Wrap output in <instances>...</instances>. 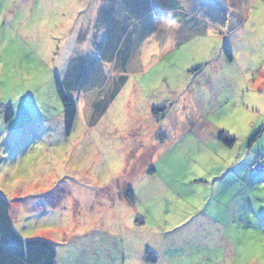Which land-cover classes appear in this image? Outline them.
Instances as JSON below:
<instances>
[{
	"label": "rangeland",
	"instance_id": "rangeland-1",
	"mask_svg": "<svg viewBox=\"0 0 264 264\" xmlns=\"http://www.w3.org/2000/svg\"><path fill=\"white\" fill-rule=\"evenodd\" d=\"M201 1L176 13L164 29L175 45L141 72L104 59L87 26L72 50L87 0H0V124L20 130L0 194L22 236L55 243V264H261L264 0ZM57 83L77 107L68 136Z\"/></svg>",
	"mask_w": 264,
	"mask_h": 264
},
{
	"label": "crops",
	"instance_id": "crops-1",
	"mask_svg": "<svg viewBox=\"0 0 264 264\" xmlns=\"http://www.w3.org/2000/svg\"><path fill=\"white\" fill-rule=\"evenodd\" d=\"M87 2V6L83 7L82 10V12L85 11L82 15L87 16V18L80 21L81 17H75L76 14L75 12L73 13L72 23L73 27L76 29L70 34V39L68 41L72 43V48H74L72 50H78L75 49L77 43L80 45L79 49L85 47L86 41L84 40L81 42L79 39H75V37L77 35V37L80 38L82 28L88 27L87 29L90 30V34L88 30L87 37L91 38L88 40L89 45L93 43L95 50L100 52L104 59L112 60L116 58L121 60L122 64L124 62L123 65L131 62L130 65L137 66V68L130 70L139 69L141 72L154 64V59H159L166 53H169L173 45H175L176 42L173 43L171 37L168 34H164V29H168L169 24L175 22L176 13H185L188 16L192 6L195 10L197 7H200V5H198L199 3L197 4V0H188L186 4L181 0H87ZM201 2H203V0ZM200 4L202 5L203 3ZM208 9L209 3L206 4V10ZM200 17L201 20L204 21V24L207 25L205 21L207 15L203 16L201 13ZM176 21H179L183 28L187 23L181 20ZM184 42L183 40H178L179 44ZM146 65H148V67H146ZM128 69L129 68L126 67L122 68L124 71ZM197 123L191 125L190 132H193V126L198 125ZM216 133L217 131L212 133H202L200 131L197 134L200 136L201 140L206 141L213 139ZM191 136H193V134H191L190 137ZM166 150L167 148L165 147L164 150L161 148L159 150L161 154L156 158H163V154ZM153 155L155 157L157 154L154 153ZM260 160L263 163L264 156L262 159L260 158ZM230 170L231 169L227 170V172H230ZM233 170V172L237 171L235 169ZM156 171L157 170H153V173H156ZM260 172L264 173V168L263 171ZM162 184V187H168L170 183L163 182ZM133 203H135V200ZM206 216L213 220L212 217ZM123 217H125V215ZM145 220L146 218L144 217L142 222L143 225ZM127 222L129 227H132V216L129 217V215H127ZM139 226L144 227L141 225ZM143 260L145 261V259ZM155 260L158 261L159 259L155 258Z\"/></svg>",
	"mask_w": 264,
	"mask_h": 264
},
{
	"label": "trees",
	"instance_id": "trees-1",
	"mask_svg": "<svg viewBox=\"0 0 264 264\" xmlns=\"http://www.w3.org/2000/svg\"><path fill=\"white\" fill-rule=\"evenodd\" d=\"M224 50L228 53L226 47ZM56 91L62 104L65 135L68 136L76 118L77 107L74 100L61 89L58 83ZM164 109V106H154L152 112L158 114L164 112ZM12 116L13 113L8 108L4 119L8 122ZM259 133L260 131L250 139V144L259 136ZM217 138L227 147H232L236 140L227 131H220ZM124 194L128 202H134V192L131 188H126ZM147 253L148 261L155 260L153 253ZM55 259L54 242L40 237H24L16 230L10 216L8 202L0 194V264H55Z\"/></svg>",
	"mask_w": 264,
	"mask_h": 264
},
{
	"label": "snow or ice",
	"instance_id": "snow-or-ice-1",
	"mask_svg": "<svg viewBox=\"0 0 264 264\" xmlns=\"http://www.w3.org/2000/svg\"><path fill=\"white\" fill-rule=\"evenodd\" d=\"M226 125L221 124L220 127H225ZM10 135H12L14 138L19 137L20 130H16L14 133H9L8 126L0 124V158H3L4 156L8 155V152L6 151V141L9 140ZM31 159V156L26 158Z\"/></svg>",
	"mask_w": 264,
	"mask_h": 264
},
{
	"label": "built area",
	"instance_id": "built-area-1",
	"mask_svg": "<svg viewBox=\"0 0 264 264\" xmlns=\"http://www.w3.org/2000/svg\"><path fill=\"white\" fill-rule=\"evenodd\" d=\"M251 168H257L258 170H263V164L261 162V160L258 158L252 165Z\"/></svg>",
	"mask_w": 264,
	"mask_h": 264
},
{
	"label": "clouds",
	"instance_id": "clouds-1",
	"mask_svg": "<svg viewBox=\"0 0 264 264\" xmlns=\"http://www.w3.org/2000/svg\"><path fill=\"white\" fill-rule=\"evenodd\" d=\"M261 264H264V257L261 258Z\"/></svg>",
	"mask_w": 264,
	"mask_h": 264
}]
</instances>
